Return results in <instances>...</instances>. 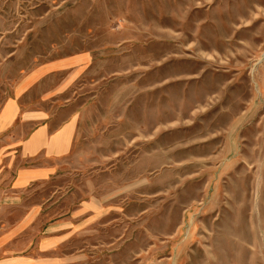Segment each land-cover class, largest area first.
Wrapping results in <instances>:
<instances>
[{"label": "rangeland", "instance_id": "1", "mask_svg": "<svg viewBox=\"0 0 264 264\" xmlns=\"http://www.w3.org/2000/svg\"><path fill=\"white\" fill-rule=\"evenodd\" d=\"M80 54L74 154L2 203L0 236L34 214L0 264H264V0H0V106Z\"/></svg>", "mask_w": 264, "mask_h": 264}, {"label": "crops", "instance_id": "2", "mask_svg": "<svg viewBox=\"0 0 264 264\" xmlns=\"http://www.w3.org/2000/svg\"><path fill=\"white\" fill-rule=\"evenodd\" d=\"M92 57L80 54L33 69L13 86L0 106V208L16 205L30 188L59 178L74 154L81 124L78 88ZM15 212L1 243L18 236L33 212ZM40 241L55 245L56 238Z\"/></svg>", "mask_w": 264, "mask_h": 264}]
</instances>
